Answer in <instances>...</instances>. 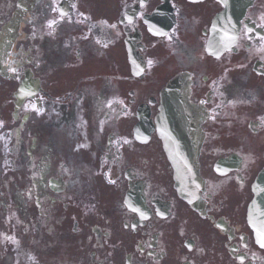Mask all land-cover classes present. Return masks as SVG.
<instances>
[{
  "label": "flooded vegetation",
  "instance_id": "flooded-vegetation-1",
  "mask_svg": "<svg viewBox=\"0 0 264 264\" xmlns=\"http://www.w3.org/2000/svg\"><path fill=\"white\" fill-rule=\"evenodd\" d=\"M220 8L0 0V208L12 217L0 215V264H264L247 222L264 169V0L213 56ZM179 72L203 110L200 212L175 192L155 131L135 129L139 106L152 99L154 118ZM24 81L34 93L20 101ZM131 187L141 208L126 202Z\"/></svg>",
  "mask_w": 264,
  "mask_h": 264
},
{
  "label": "water",
  "instance_id": "water-1",
  "mask_svg": "<svg viewBox=\"0 0 264 264\" xmlns=\"http://www.w3.org/2000/svg\"><path fill=\"white\" fill-rule=\"evenodd\" d=\"M225 10L217 20L235 21L240 18L251 0H220ZM224 24L223 21H220ZM218 25V23H217ZM160 114L156 119L158 134L163 140L164 148L175 170L176 187L182 196L188 195L191 183L197 181L195 156L199 146V127L197 119L192 116L193 108L187 98L185 77L177 76L170 81L161 93ZM264 178L261 175L260 181ZM196 184V183H195ZM259 202V201H258ZM262 214L259 224L262 229L257 233L264 239V202L261 200Z\"/></svg>",
  "mask_w": 264,
  "mask_h": 264
}]
</instances>
